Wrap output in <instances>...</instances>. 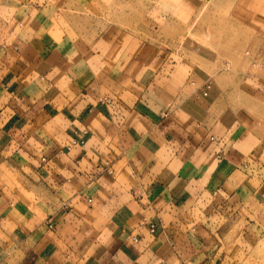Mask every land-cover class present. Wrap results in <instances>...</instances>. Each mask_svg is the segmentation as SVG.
<instances>
[{
  "label": "crops",
  "instance_id": "1",
  "mask_svg": "<svg viewBox=\"0 0 264 264\" xmlns=\"http://www.w3.org/2000/svg\"><path fill=\"white\" fill-rule=\"evenodd\" d=\"M205 1L229 19L249 0ZM51 3L0 4V264H228L240 115L199 98L197 65L134 36L133 0L85 42ZM164 3L181 31L203 0Z\"/></svg>",
  "mask_w": 264,
  "mask_h": 264
},
{
  "label": "rangeland",
  "instance_id": "2",
  "mask_svg": "<svg viewBox=\"0 0 264 264\" xmlns=\"http://www.w3.org/2000/svg\"><path fill=\"white\" fill-rule=\"evenodd\" d=\"M9 1L0 0V4ZM52 1L48 6L56 22L72 39L83 37L81 42L110 36L113 24L125 22V14L117 10L126 0ZM165 1L133 0L132 16L139 27L133 34L157 43L155 47L164 41L162 48L171 56L177 53V58L197 65L199 76L203 75L199 98L210 96L214 113L226 110L240 115L239 122L245 124L244 172L248 176L241 194L245 205L240 216L229 211L230 217L217 225L229 231L223 241L228 264H264V0L246 1L239 14H231L229 19L215 8L213 12L203 0L195 5L197 9L194 7L181 31H177L173 5L158 12ZM4 11L0 10L1 15ZM42 12L46 14L45 9ZM164 12L168 13L165 17ZM166 64L168 68L171 62Z\"/></svg>",
  "mask_w": 264,
  "mask_h": 264
},
{
  "label": "built area",
  "instance_id": "3",
  "mask_svg": "<svg viewBox=\"0 0 264 264\" xmlns=\"http://www.w3.org/2000/svg\"><path fill=\"white\" fill-rule=\"evenodd\" d=\"M204 95H205V93H204ZM72 143L75 144L76 142L73 141ZM150 230H151V231L153 230V225H152V224H150Z\"/></svg>",
  "mask_w": 264,
  "mask_h": 264
}]
</instances>
